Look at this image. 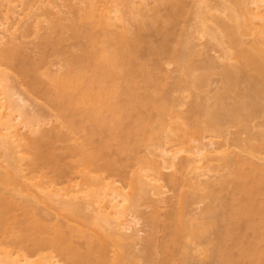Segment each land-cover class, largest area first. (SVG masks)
Instances as JSON below:
<instances>
[{"label":"bare ground","instance_id":"1","mask_svg":"<svg viewBox=\"0 0 264 264\" xmlns=\"http://www.w3.org/2000/svg\"><path fill=\"white\" fill-rule=\"evenodd\" d=\"M109 1L114 3L110 7L105 5ZM145 1L144 6L141 5V8H138L137 5L135 7L133 0H82L83 5L74 8L68 24L65 25L60 21L55 23L49 19L47 27L50 31L44 41L42 57L39 56L38 61L21 67L17 71L19 77L13 74L14 72L11 73V70H14L13 61L18 45L12 43L15 45L0 48V157L7 163V166L4 167V164L2 165L0 162V237L2 238L0 240L8 238L7 244L10 242L12 245L15 244L20 252L12 256V252L6 248L7 246H4L0 249V264H57L58 261L54 259V253L58 254L60 258L62 257L65 264H124L125 260L131 256L132 245L128 243V238L123 230L130 232V223L133 220L131 221V218L129 223L125 217H129V212H131V217L135 219L136 216L133 214L138 211L139 202L147 197L148 192L152 190L151 187L158 196H162V184L156 185L155 181L156 179L162 180V172L159 170L158 163L152 161L153 159L149 160L145 157L141 160L138 159L142 163V167H138L139 170L143 171L145 168L148 171L150 169L153 173L149 172L150 170L143 173L135 172V177L130 181V190L124 192L121 187L112 185L111 182H105V177L102 174L104 171L120 175L121 169L115 159H104L101 151L109 146V140H113L115 142L112 145L116 148L117 153H124L131 146L127 143L129 136H134L136 139L141 138L144 134L147 136L150 132L149 129L152 130L156 126L158 128L159 125L164 126L170 118L178 122L175 117H179L180 113L175 109L178 104L177 98L170 94L158 96L153 89H150L152 88L150 85L152 79L149 76V67L145 58L139 59L138 50L141 44L150 43L144 32L149 30L150 33L151 29L159 32L161 27H169L176 23L178 10L183 8L182 0H155L157 5L153 9L148 7L147 0ZM262 1L264 0H234L246 12L247 16L245 15L242 20H238V15L233 8L224 6L225 4L220 2L224 9L227 8V15L229 14L235 24L229 26L223 22L220 25L221 32L218 33L204 24L203 32L209 34L220 45L227 42L228 46L235 48L233 51H225L226 58L238 56L244 67L251 66L256 75L264 79V2ZM164 5L169 7L165 13L161 12ZM202 14L200 16L206 19L208 13L205 15L203 12ZM253 19H257L258 22L253 27L249 24V27L247 24L248 22L252 24ZM56 26L57 28L60 26L61 32ZM158 26L160 27L158 28ZM255 28L258 32L255 31L257 36H253L255 40L251 45L246 48H236L238 35ZM55 31H59L58 34L61 36L59 35L60 38L58 36V39L53 41L51 34ZM169 33L171 30L165 31L163 36L166 37ZM4 36L0 33V40ZM71 37L77 38L78 42L69 44L70 47L62 48V45L64 46V43ZM166 45L163 41L157 45H148L149 56L151 54H166ZM172 51L174 58L179 63L187 62V53L174 51L173 48ZM54 54L56 57L58 56L57 60L52 63L56 68L39 71L40 67L48 63V57ZM138 59L139 63L134 64L133 61H138ZM32 72L35 73L33 75L34 82L26 84L24 79ZM222 74L227 85H233L235 73L225 67ZM20 77L25 78L21 80ZM11 79L13 81H10ZM255 79V77H251L248 80L250 83L249 95L252 97L253 94H260L261 91L258 89L260 87H257ZM22 81L24 86L26 84V89L22 88L21 90ZM192 81L193 84L203 83V78L202 76L197 77ZM141 84H144V88L146 84L149 85H146L148 86L145 88L147 92L143 96H139L140 94L137 93ZM39 85L44 87L41 92L38 91ZM179 87L178 84V89L177 87L175 89L179 91ZM24 90V93L37 95V99L39 96L44 97V104L58 111L57 114L54 113V119L60 123V127L66 126L67 132L70 129L71 133H76L78 136L81 131L83 132L82 129L85 126L81 121L85 120L90 123L91 127H88L90 135L83 132L84 136L79 135V137L81 136L80 141L71 147L67 145L70 156L79 157V159L67 163L71 166L67 167L66 163L63 168L57 166L56 162H53L55 161L54 157L52 158L55 154H51L56 151L51 148L57 147L58 141H67L69 134L64 133L59 126L60 129L55 126L50 130L43 129L41 131L39 127L43 122L38 115L40 113L26 110L28 106V109L31 107L26 104L24 96L27 94L22 95ZM121 94L125 95L123 100H120ZM251 98L250 101H244L239 106L226 108L224 111L229 116H235L239 109L252 105L251 100L253 99ZM37 99L33 98L32 100L37 103L35 102ZM36 111L39 112L40 109ZM205 111L207 110L205 109ZM40 112H43L42 109ZM205 113L208 123H212V120L217 121L219 112L208 110ZM42 115L44 114L42 113ZM127 116L134 118H132V124L124 129L123 120ZM75 117L81 118L80 122L77 119L79 124L75 122ZM58 119H61V122ZM153 121H156L154 127L152 126ZM183 121L184 124L185 119ZM191 121L186 123V128L178 126L175 130L180 129L183 134L200 133V120L193 119ZM101 128L106 129V131L102 129L104 133L108 131L107 137L103 136V139L108 138V140L100 141L99 144L96 142V145H92L93 147L88 146L92 143L91 137L96 129L101 130ZM26 129L29 132L22 133ZM215 129L217 128L215 127ZM154 130L157 129H153L152 132ZM157 135L158 133H156ZM69 141L71 140L69 139ZM240 141L241 139L238 140V142ZM213 144V141H209L205 146L194 147L195 150L191 151L196 154V156L193 155L195 166L198 164L196 167L191 165L192 170L203 169L196 176L189 174L191 168H187L190 165L187 160L177 164L176 159L179 156L177 154L179 151L165 153L166 158L163 152L164 158L161 157L164 161V168L189 169L188 173L186 171L185 174L183 173L184 177L181 169V181L183 185L187 186V189L176 194L173 200L166 201L174 205L175 213L167 215L163 223L157 213L146 218L150 232L143 240L149 264L159 262L158 250L167 254L161 260L163 264H184L186 255L176 257L175 253H171V248L180 245L185 248L196 241L210 245L209 256L212 259L210 264H232L234 261L232 247L225 244L232 237L235 238L232 236L234 233L232 227L234 224H240L241 221L246 228L252 227L254 242L250 245V241L248 245L246 243L244 245L243 238L250 231L239 232L238 235L235 232L236 235H234L241 239L240 244L235 246L238 252L237 256L240 258L246 255L250 256V262H248L250 264L264 263V164H250L251 162L247 158L233 157L227 152L228 149H220L215 147L216 145L212 146ZM44 145L52 146L50 148L52 152L48 150L49 147L47 152H42L41 149ZM21 150L23 153L19 154ZM190 159L191 163H194L192 158ZM211 161H219V164L213 165ZM214 169L225 172L211 179V176L206 172ZM74 172L81 176L79 182L70 183L61 188L56 186L57 177L59 179L67 178L70 173ZM143 176L147 178H143ZM200 176L207 177L202 179ZM170 182L173 185L180 184L175 175L172 176ZM76 189L78 192L86 191L85 195L83 192V196L88 197L86 204L84 201H75L67 196L70 193L72 195L73 190L76 194ZM64 196L68 198L66 199ZM161 199L160 202H164ZM200 202H203L204 206L199 212L200 215L196 217L191 213L189 207ZM40 203H44L48 208L58 209L60 212V209H63V212L66 211V223H59V221L51 219L47 213H40ZM18 210H21L20 216L16 214ZM85 210L89 212L86 213ZM63 212L61 214H65ZM48 213L50 214V212ZM70 221L75 225L70 224ZM134 223H138V221H134ZM221 223L227 226L224 225L220 228ZM231 225L232 227H230ZM216 229L221 230L220 233L216 234ZM159 230L164 232L161 240L155 235ZM132 232L130 235L133 237L132 241L135 242L134 239H139V235L137 232ZM207 232L214 236L207 235ZM75 237L85 239L84 242L87 245L85 244L84 251L74 245ZM107 243L120 248V251H115L113 258H106L103 255L102 251L106 250ZM222 245L226 246L224 251L221 250ZM41 250H48L49 253L42 254ZM97 252H101L99 254L102 255L100 256ZM35 253L38 255H36L37 258L30 259L29 256Z\"/></svg>","mask_w":264,"mask_h":264},{"label":"rangeland","instance_id":"2","mask_svg":"<svg viewBox=\"0 0 264 264\" xmlns=\"http://www.w3.org/2000/svg\"><path fill=\"white\" fill-rule=\"evenodd\" d=\"M133 1H134L135 7L137 5L138 8H141V5L144 6L143 4L146 3L145 0L144 1L143 0H133ZM81 2L82 0H69V1L67 0H0V33L2 35H5L3 39L0 40V48L7 47L9 45H15L12 43H16V45H18L17 46L18 49H17V52L15 53L16 55L14 56L15 58L13 61L14 70H11V69H8V70H11V73L14 72L13 74L19 77L17 71L21 67H23L24 65H28L31 62L33 63L35 61H38L39 56L42 57L43 55V47L45 43L44 41L46 40L45 38L47 37L50 31L48 30V27H47L48 26L47 22L50 21L49 19H52L51 21H54L55 23H57V21H60L61 23L65 25L68 24L69 19L73 15L74 8L76 6H81V4L83 5V3ZM220 2L224 3L225 4L224 6H227V7L230 6L231 8H233L236 11V15H238V20H242L243 18H245L246 12H244V10L239 5H237L234 2V0H182L183 8L178 10V13H177L178 19H176L177 21L176 23H174V25H171V26L169 25V27L166 26L164 28L161 27L158 30L159 32H155L154 29L153 30L151 29L150 33H149V30L147 32H144L145 37L147 38L148 41H150L151 44L150 43L141 44L138 50L140 55L138 53L137 54L140 60H143L145 58L144 60L146 61L147 66L149 67L148 68L150 72L149 76L152 79V82L150 83V85H152L151 86L152 88L150 89H153L154 92L157 93L158 96L164 95V94H170L171 96L177 98L176 102L178 103L177 104L178 106L176 105L177 108L175 106V109L178 110V113L179 112L180 113L178 114L179 117H175V119H177L178 122L170 118L164 124V126L166 125L165 127L163 125L162 126L159 125L157 128V126L154 127L156 121H153L154 122V123L152 122L153 123L152 126L154 127L153 129H157V130H154V132H152L153 129L152 130L149 129L150 132L148 133L147 136L146 134L141 136L142 139L144 137H147V138H144L143 140H139L141 139L139 137L137 138L139 140L138 141L134 136L128 137L127 143L129 145L131 144V146H129L130 151L127 150L124 153H117L116 148L114 147V145H112L115 142L113 140L112 141L109 140L110 142L109 146L103 148L105 151L101 149L102 150L101 152L103 154L102 157H104V159L107 158L108 160L115 159L118 162V167L120 166V169H121L119 172L120 175L113 174V173L110 174L109 172L104 171L102 174L105 177V182L107 183L111 182L112 185H117L121 187L122 191L124 192H127L130 190V185H131L130 181H132L136 173H139V171L140 173H143L145 171L148 172L150 170L149 169L147 171L145 168H144L145 170L143 169V171H141L142 169L139 170L138 167L139 166L142 167V163L138 159L141 160L143 159V157L149 160L153 159L152 161H155V163H158V167L160 166L159 170L160 172H162L161 174L162 180H157V179L155 180L156 185L162 184V188H161V190L163 191V194L161 196L162 199L160 196H158V194H156L155 190L151 187L152 190L148 192L149 195L147 194V197L145 199L143 198L139 202L138 211L135 212V214H133V216L134 215L136 216L135 219L131 217V212H129L130 213L129 217L128 216L125 217L126 220L128 221L132 218L131 221L133 220V222L130 223L129 221V223H130V226L133 232L131 231V228H130V232L132 233L137 232L138 234L137 233L136 234L139 235V239L136 238L134 239L135 242H133L132 241L133 237L130 235L131 233L129 231L126 232L125 230H123L125 232L126 237L128 238L127 240L128 243L132 245L131 256L129 257L128 260H125L124 264H149L147 254H146L147 249L144 245V240H143L144 238L148 236L150 232V227H149V224L146 218L148 216L153 215L154 213H157L162 219L161 223H163V220H165L167 215L171 213H175L174 205L171 204V202L168 203L166 201L173 200V197L176 194L187 189V186L183 185L181 181L182 180L181 172L183 170L182 168H181L182 170L181 169L179 170L174 167L171 169L170 168L166 169L163 167L164 161L162 159L164 157L165 158L167 157L166 155L167 153L179 151V153H177L179 156L177 155L178 158L176 159L177 164L179 165L180 162L187 160L188 163L190 162L189 163L190 165H188L187 168L190 169L192 167L191 165H194V167L198 166L197 163H196L197 165L195 166V161L193 160V155L196 156V154L195 153L193 154L191 152L192 150L193 151L195 150L194 147L205 146L209 141H213L214 144L212 146L216 145L215 147L217 148L225 149V150L228 149L227 152L233 157L247 158V160L251 162L250 164L253 163V165L264 164V79L262 77L257 76L255 70L251 66L244 67L238 56L237 57L232 56L231 58H226L225 51L227 50L233 51L235 48L228 46L227 42H223L220 45V43H218L215 39L211 38L209 34H207L206 32L205 33L203 32V29H204L203 26L205 25L208 27H211L213 31L218 33V32H221L220 25H222L223 22L229 26H233L235 24V22L231 20L229 14L227 15V11H228L227 8L224 9L223 8L224 6ZM147 3H148L147 6L152 9L155 8V6L157 5V2L155 0H147ZM112 4L114 3L109 1V2H106L105 5L110 7L112 6ZM163 8L164 9H162L161 12H164V13L165 11L169 9L168 5H164ZM203 12H205V15L208 13L206 15V19L200 16V15H203L202 14ZM200 17L204 19L205 21L202 20ZM253 20L255 21L253 22ZM253 20H252V24L248 22L247 25L250 24L251 27H253L255 23L257 24L258 20L257 19H253ZM134 23L137 24L136 21H134ZM159 27L160 26H158V28ZM57 29L60 30V26ZM256 29L257 28L250 30V31L247 29L249 31L248 32L246 30L248 33L244 32L242 33V35H238V39H237L238 41L236 43V48L241 49V48L249 47L251 43L255 40L253 36H257L256 35L257 33H255V31L258 32V30ZM167 30H171V33L167 34L165 37L163 36V33H165V31ZM216 30H219V31H216ZM56 31L51 34L53 37L51 38V40L53 41L58 39V36L60 35L58 34L59 31L58 32ZM76 39L71 37L70 39H68L67 42L65 43L63 42L64 46L62 45V48L65 46L70 47L69 44L78 42L76 41ZM162 41L163 43L167 44L166 54H163V55L151 54L149 56L148 45H157L160 42L162 43ZM172 48L174 49V51L176 50L179 52H184L185 54L187 53L186 54L188 55V60H186L187 62L184 61L186 63H183V62L179 63V61H177L174 58V53L172 51ZM57 57H56V54L49 56L48 63L40 67L39 71H45L50 68L55 69L56 66L52 65V63H54L57 60ZM139 59L138 61H133V63L138 64ZM225 67L230 68L235 73L236 77L234 79L235 82L233 83V85H230V86L227 85V81L222 74V71ZM33 75H35V73L32 72V73H29L26 78L23 77L25 78L24 79L25 82H27L26 84H29V82L30 83L34 82ZM196 76L197 77L202 76L203 83L200 82L198 84H193L192 80L194 78L197 79ZM251 77L256 78L255 79L256 85L257 87H260L258 89L261 90L259 92L260 94H253V97L252 95L251 96L249 95L250 94V90H249L250 83L248 82V80ZM20 78L21 80L23 79L22 77ZM10 81H13V80L11 79ZM178 84L180 85L179 91L177 90ZM146 85H145V88H148L149 85L148 86ZM22 86H24L23 81H22ZM22 86H21V90L22 88L26 89L25 86L24 87ZM143 86L144 84H141V87L138 89L140 92V93L137 92L138 95L140 94L139 96H143L145 92H147V90ZM176 87L177 89H175ZM43 88L40 87L39 85L38 86L39 90L38 89L37 90L41 92ZM24 92L25 90L23 91V93ZM23 93L22 95L27 94V93H24V94ZM37 94H40V93H37ZM249 96L250 98L252 97L251 99H253L251 100V102H253L252 105H247L246 107L244 106L243 108L239 109L235 113V116L234 115L229 116L228 113L226 114V111H224L226 110V108H235L244 101H248V100L250 101V98H248ZM24 97L26 99V104L30 105L32 109V110L28 109L29 108L28 106L26 110L29 112H33V113L35 112L40 113L38 115L40 116L41 121L43 122L41 124V127H39L41 131H43V129L50 130L55 126L60 127V123L59 122L57 123V121H55L54 116H53L54 113L57 114L58 111L55 108H52L50 106L48 107L47 104H44V99H43L44 97L39 96L37 99V95L35 96L34 94H30V93ZM123 97H125V95L121 94L120 100H123L124 99ZM33 98H36L37 100L35 102L39 104L34 103V101L32 100ZM40 102H41V105H40ZM39 109L40 111L42 109L43 112L36 111ZM205 109L207 111L210 110L211 112H216V113L219 112L217 114L218 115L217 121L212 120V123L214 124H212L211 122L208 123L206 119V115H205L206 114L205 112L207 111H205ZM42 113L44 115H42ZM106 114H109V112H106ZM127 117H125L126 119L123 120L122 126L125 125L123 127L124 129H127V126H130L132 124V121H133L132 118H134V117L127 118ZM77 119L80 122L81 118L80 117L74 118L75 122L79 124V122H77ZM184 119H185V123H184L185 125L183 124ZM193 119L195 120L197 119V121L200 120L199 124H200L201 129H200V133H197L199 135L191 134L190 132L183 134V131H181L180 129H178V131L175 130L178 128V126L179 127L181 126L180 128H183V127L186 128L187 126L186 123L187 122L189 123L190 120L193 121ZM58 120L60 121L61 119H58ZM81 122L85 125L82 129L84 134L86 133V135H90L88 131L89 128L91 127L90 123L85 120ZM156 124L158 125V123ZM215 127L217 129H215ZM60 128H62V126ZM65 129H67L66 126L62 128V131L66 133L67 135L69 134V139L71 141H69V139L67 141L65 140L64 142L58 141L57 147L56 146L54 147L55 149L52 146L51 148L50 145L49 146L44 145V147L41 149L42 152H47L48 150H50V148L54 151L56 150L54 153L52 152V150H50V152H52L51 154H55V156L54 155L53 156L51 155V156L52 158L54 157L55 159V161L53 162H56L57 166H60L62 168L65 167L68 162H72L73 160L79 159L78 156H73V155L70 156V154L67 151L68 149L67 145L70 147L75 145L74 143H77L78 141L81 140V136L79 137V135H82L83 133L81 131L80 134L78 133L79 135L77 136L76 133L75 134L71 133L70 129H68V132ZM102 129L104 128H101V130ZM101 130L96 129L95 133L93 134V137H91L92 143L91 145L89 144L88 146L93 147L94 144L96 145V142L99 144L100 141L108 140V138L103 139L104 138L103 136L107 137L108 131L104 133L103 131L104 130L106 131V129L102 131ZM24 132L27 133L29 132V130L28 129L23 130L22 133ZM100 132L102 133L100 134ZM151 132H152V135H150ZM156 133H158L157 136H156ZM74 135L76 136L74 137ZM101 138L103 140H100ZM240 139L241 141L238 142V140ZM134 140H136V142H134ZM225 144H228V146H225ZM255 145H258V146L256 147ZM22 151L23 150H21L19 154L23 153ZM163 152L164 154L166 153L164 157L162 156ZM190 158H192L194 163L193 162L191 163ZM2 159L3 158L0 157L1 164L2 165L4 164L3 165L4 167L7 166V163L3 161ZM218 162L211 161V164L217 165L219 164ZM67 165H68L67 167L71 166L70 164H67ZM189 169L183 170L182 174L183 173L185 174V171L187 172V170L189 171ZM191 170L189 171V174H191V176H196L199 172L201 173L203 169L195 168V170H192V172L194 171V173H192ZM149 172L153 173L152 170H150ZM224 172H225L224 170L214 169L206 173L210 175L212 179L216 176H219L220 174ZM184 174H183V177H184ZM173 175H175L179 179L180 184L173 185V183L170 182V179L172 178ZM80 177L81 176H79L75 172L70 173L67 178L59 179V177H57L56 186L61 188L63 186L69 185L70 183L79 182L81 180ZM144 177L145 176H143V178ZM200 177H202V179H205L207 176H200ZM155 181L153 182L154 184H155ZM78 190L76 191L77 192L76 194H75V190H73L74 193L72 191L73 194L71 195L70 193L67 196L70 197L71 199L73 198L75 201H80V202L84 201L85 203L88 197L85 198L83 196V192L85 195L86 191L78 192ZM64 198H66V196H64ZM160 199L163 200L164 202H160ZM157 204L159 205L161 204V205L156 206ZM203 206H204V203L200 202V203L192 204L189 208H190L191 213L194 216L198 217L200 215L199 212ZM39 207H40L39 209L40 213L42 214L47 213L51 219H55L54 221H57V222L59 221V223H63V224L66 223V213L67 212L66 211L63 212L62 211L63 209H60L61 210L60 212L58 209L57 210L51 209L53 207L48 208V206L45 205L44 203H40ZM85 211L86 213L89 212L88 210H85ZM48 212H50V214ZM62 212L65 214H61ZM16 214L20 216L21 210L16 211ZM134 221L135 222L138 221V223H134ZM71 222L72 221H70L69 223L72 225H75L74 223H71ZM238 222H240V220H238ZM241 222H240L241 225L232 224L233 227L232 225L230 226L234 230V233L232 236H234L235 238L232 237L231 240L229 239V241H227L225 244L227 246L232 247L231 250L234 255L233 257L234 261L232 264H250L248 263L250 262L249 260L250 256L246 255L245 257L240 258L239 256H237L238 252H237V248L235 247L237 246L236 244H240L241 239H238L235 236L236 234L238 235L239 232L241 233L243 231H246V232L250 231L247 234L245 233L246 236L248 235L249 236L248 237L245 236L243 238L244 245L246 244L248 245L250 241H251L250 245L252 242H254V238H253L254 232H253L252 227L249 226L248 228H246L245 225ZM224 225L227 226L226 224L221 223L220 228H222ZM220 231L217 230L215 232L216 234H218L220 233ZM206 234L211 235V237L214 236V234H210L209 232H207ZM155 235L159 240H161L164 235V232L162 230H159ZM6 239L7 240L5 239L0 240V249H2L4 246H7L6 248L12 252V256H15L18 253H20L18 252L17 246L15 244L12 245L11 242L9 243L10 245L7 244L9 239L8 238ZM84 241H85L84 238L82 239L79 237L78 238L75 237L73 242H74V245H76L77 247H80V249L84 251L87 245L86 242ZM205 244L204 242L202 244V242L196 241L192 244L190 243V245L185 248L182 247L181 245L173 246L171 248L172 250L171 253H175L176 257L182 256L185 254L186 262L184 264H210L211 263L210 261L212 260L211 257L209 256L211 253L209 249L210 245L208 244L205 245ZM225 245L221 246L222 247L221 250L224 251L226 247ZM105 247H106V250L104 248L105 251H102V252H103V255L106 256V258H109V257L113 258L115 251H120V248H117L111 243H107ZM205 249H208V250H205ZM48 250H44V251L41 250L40 252L42 254H47L49 253ZM97 253L99 254L101 252H97ZM97 253L96 255H98ZM36 255L37 254L35 253V254L30 255L29 257L30 259L37 258L38 255L37 256ZM54 255H55L54 259L58 261L57 264H65L63 261L64 259L62 257L60 258V256H58V254H55V253ZM99 255L101 256L102 254H99ZM157 255L159 256V259H160L157 264H163L161 260L167 254L164 252L162 253V251L158 250ZM92 259L94 258L92 257ZM202 260L204 261L202 262ZM78 264H84V263H78Z\"/></svg>","mask_w":264,"mask_h":264}]
</instances>
